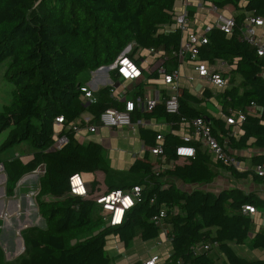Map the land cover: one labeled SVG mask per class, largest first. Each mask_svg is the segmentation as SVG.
<instances>
[{
  "label": "trees",
  "instance_id": "obj_1",
  "mask_svg": "<svg viewBox=\"0 0 264 264\" xmlns=\"http://www.w3.org/2000/svg\"><path fill=\"white\" fill-rule=\"evenodd\" d=\"M194 1L236 10L230 33L213 27L208 42L198 47V61L212 65L221 60L229 65L230 72L240 75L239 82L233 80L224 93L223 115L212 116L198 107L213 96L210 88L198 96L184 86L178 113H170L160 104L150 112H136L134 119L183 123L202 116L210 122L217 139L226 144L227 152L242 164L249 158L251 168L216 160L200 142H185L179 126H175L164 134L162 170L155 168L146 152L123 173L108 167L101 143L80 142L71 127L85 112L95 123L107 108L124 109V101L110 96L112 87L99 90L96 102L86 104L80 86L85 81L84 72L112 64L127 46L134 44L132 57L139 50H161L162 57L155 58H164L167 72L180 66L177 51L183 32L176 25L180 0H0V63L10 58L6 77L14 84L11 102L0 109V135L8 130L0 143L7 196L15 195L24 176L46 165L35 196L46 227L23 230L26 255L15 264H113L106 253L109 237H117L126 248L135 238L155 240L160 228L153 217L163 207L167 209L165 220L171 238V252L164 264L179 260L184 264H264V258L245 256L236 249L250 242L254 249L264 250V226L256 230V212L243 211L246 205L257 211L264 209V175L254 170L264 164V57L243 34L250 17H264V0ZM141 60L137 58L138 63ZM143 72L146 84L161 79L158 68L144 67ZM113 77L118 79V73ZM144 85L141 83V88ZM161 93L166 94L165 90ZM251 103L256 104L257 112L248 110ZM238 111H245V120L236 126L228 123L226 117ZM61 116L62 132L69 136V143L54 149L55 121ZM139 132L146 146L157 143L159 130L141 126ZM25 141L34 149L30 159H2L6 150ZM181 146L195 147V156L179 157L177 148ZM246 150L249 155L243 152ZM221 171L241 180L252 177L262 190L247 191L240 186L214 190L210 185L222 176ZM97 172L104 173L106 191L141 185L142 192L123 224H107L81 238L104 220L92 199L71 193L69 180L76 173L87 179ZM198 184L206 187L192 191L184 188ZM91 187L94 193L102 191L97 179ZM2 227L0 218V237ZM214 243L217 245L209 249L194 250L198 244ZM0 264H13L7 260L1 242Z\"/></svg>",
  "mask_w": 264,
  "mask_h": 264
},
{
  "label": "built area",
  "instance_id": "obj_2",
  "mask_svg": "<svg viewBox=\"0 0 264 264\" xmlns=\"http://www.w3.org/2000/svg\"><path fill=\"white\" fill-rule=\"evenodd\" d=\"M178 8V13L176 16V25L183 32V41L177 55L181 62L180 66L171 72H167L164 66V58L156 60L155 57H162V51L155 48H151L148 51L149 55L153 56V61L149 63L155 65L156 67L152 69H157L161 75V80L163 85H165V95H162L160 91L156 96H147L145 93L138 92L136 88H130L124 86V89L116 94V89L120 87L123 83L127 81H133L141 79L144 77L143 68L144 63L147 60V55L139 54L132 57L130 53L133 50L134 44L127 46L116 58V60L109 65H103L99 68L91 71L89 77L80 86V90L83 92V100L86 104L94 103L97 100L96 93L105 88L112 87L110 96L119 101H124V109L118 108H107L101 112L98 122H90V117L81 118L73 123L71 127L74 131L79 132L83 127H85L89 132H96L99 127L108 128H136V127H149L154 128L156 122L151 119H145L144 117H139L134 119V114L136 112H150L155 109L158 105L164 104L166 110L170 113H178L180 110V90L184 87L182 84V77L186 76L182 73V66L185 63H191L193 69L197 72L194 76H186L187 81L190 85L195 82L196 76L206 79L212 86L218 88H226L232 84L230 75L228 73H219L211 68V65L198 61V47L202 43L208 42V34L213 27L219 28L226 33H230L235 26V19L233 16H228L220 11V9L213 5L207 4L202 1L194 0H180ZM210 10L215 14L214 25L205 24L201 31L196 28V24H193L196 14L199 11ZM193 11V12H192ZM193 13V15L191 14ZM257 26H264V17H250L248 19V24L243 30L244 37L251 43L257 46V52L260 56L264 57V42L257 38L258 34L256 32ZM141 57L140 63L137 62V58ZM146 59V60H145ZM118 73V79L113 77V73ZM190 87V86H188ZM134 92L132 98H127L128 94ZM202 94V93H201ZM248 110L257 112L258 107L255 103H251ZM245 111H238L237 113H231L226 119L228 123L233 125H239L240 122L245 120ZM64 122V118L58 117L55 121V143L53 145L54 149H61L69 143V136L62 132L61 124ZM170 126V131L173 130L175 126H179L181 131V137L185 142L191 143L192 141H198L202 146L213 155L217 160L223 161L227 164L234 165L235 167L246 168L239 160L230 155L226 148V144H222L213 133L212 126L210 122L202 117L198 116L192 119L190 122L183 123H168ZM184 125V128L181 127ZM182 128V130H181ZM164 134L160 132L157 135V143L148 146L146 152L150 157H154L155 168L157 170H162L164 166L160 161L165 160L163 139ZM236 134V132H234ZM145 152V153H146ZM196 153V148L193 146H181L177 148V155L179 157H194ZM0 168L4 169L2 163H0ZM256 173L264 175V164L258 165L254 169ZM46 171V165L41 164L33 171V174L39 176L43 175ZM70 191L73 195L81 196L86 199H92L97 207L98 214L108 225H121L124 223L127 211L136 205L139 201L142 186L135 185L128 189H115L112 191H98L93 192L91 187V182H89L81 173H76L70 177ZM196 186V185H193ZM211 186V185H210ZM206 187L202 186L201 188ZM154 202V199L152 200ZM244 213H255L256 208L246 205L244 207ZM167 215V209L163 207L159 214L153 217L154 223L160 228V235L158 238L153 240L155 246L162 247L165 245L171 246V238L169 237L170 226L165 220ZM214 244H198L194 247L195 251H200L203 248L209 249ZM171 251V250H170ZM166 260L163 259L161 255H151L148 259L142 260V264H164ZM174 264H184L181 260Z\"/></svg>",
  "mask_w": 264,
  "mask_h": 264
},
{
  "label": "crops",
  "instance_id": "obj_3",
  "mask_svg": "<svg viewBox=\"0 0 264 264\" xmlns=\"http://www.w3.org/2000/svg\"><path fill=\"white\" fill-rule=\"evenodd\" d=\"M226 11V10H225ZM213 12L208 10L207 11H199L196 14L195 20L193 21V24H196V28L201 31L202 28L204 27V25L206 24V22L208 21L210 14H212ZM224 14L228 15V16H234L236 12L234 11H229V12H223ZM214 14V13H213ZM200 17H202V19H200ZM213 19H215V14L213 15ZM257 38L261 41L264 42V26H257ZM221 65L219 66H215V64L211 65V68L219 73H228V70L230 69L229 65L224 62L221 61ZM228 66V68H227ZM182 73H184L183 75L186 76H194L197 73L191 63H185L182 66ZM186 76L182 77L181 81L182 84L184 86H190V88L192 87L190 82L187 81ZM148 81L146 74L144 75L143 78L141 79H137V80H133V81H127L123 84H125L124 86L130 87V88H136L138 92L141 93H145L147 96H151L154 97L156 96V94H158L160 91H162L163 89H165V85H163V81L162 83H158V82H151V84H146ZM145 85L143 86V88H141L140 84L144 83ZM140 86V87H139ZM140 88V89H139ZM222 89V88H221ZM202 92H200L199 96H201ZM132 94H135L134 92H132ZM127 98H129V96H127ZM212 98V97H211ZM4 105V104H3ZM217 108L215 110L221 109L222 108V104L220 105L218 102L216 103ZM202 103L198 104L199 108H202ZM205 111V110H204ZM206 114L212 115V116H216V117H221L220 114L214 115V112L209 113L208 111H206ZM84 117H90L89 116V112H85L83 114ZM161 119H159L154 127V129L159 130L162 133H166L170 131V126L167 123V121L165 119H163L162 121H160ZM155 121V120H154ZM182 128H184V125H181ZM181 128V130H182ZM167 129V130H166ZM180 129V128H179ZM131 132L134 134V136H131ZM139 137L140 138V132H139V127L136 128H129V127H124V128H108V127H99L98 130L96 132H89L85 127H83L79 132H77V138L79 139L80 142L83 143H87L89 141H96L99 142L103 145L104 147V154L107 153V157L108 160L105 158V160H107V165L108 167H110L111 169H114L116 171H120L123 173H126L129 171L133 161L135 160V158L137 157H144L145 156V152L148 146H146L144 143L143 144H133L131 145V148H126V149H122L119 144L123 143H131L132 142V137ZM141 139V138H140ZM142 141V140H141ZM143 142V141H142ZM25 149H27V147H25ZM20 151H22L20 149ZM34 152L33 151L29 152V155H22V152H17L16 157L21 158L23 161L28 160L31 158L32 154ZM244 153H246L247 155H249V151H243ZM105 156V155H104ZM15 156L12 158H3V160L6 159H13L16 158ZM152 161L154 162L155 158L151 157ZM243 165H245L248 168H251L252 166H250L248 164V161L246 160ZM225 171H221L222 176H220L214 183H212V185L210 187H212L214 190L215 189H219L221 186L223 187H231V186H239L238 182L234 181L233 178H231V176L227 173V175H224ZM97 174H100L103 177L104 180V173L103 172H97L95 175L92 176H88L87 180L89 182H92L95 177L97 176ZM30 176H38L37 174H28L26 176H24L18 183L17 188H16V192L14 196H7L6 194V189H5V183L7 180V175L4 171V169L0 168V183L2 181V186L0 187V216L4 215L3 217V226L5 225V227L12 229L13 225H11L10 221H7L8 218H11L12 220H14V223L16 222L17 225V231L18 234L20 235V233L25 229L31 226V224L29 225H25V223H28V219H29V209L31 207V203L33 204V198H31L30 195H25V178H28ZM224 176V180H221ZM221 178V179H220ZM231 183V184H230ZM246 183H248L246 181ZM249 184V183H248ZM216 187V188H215ZM241 188L249 191V190H262V185H260L259 183H256L255 181H252L249 185L246 186H240ZM39 189V188H38ZM106 189V186H105ZM38 192V191H37ZM25 202H27L26 206H25ZM29 203H30V207H29ZM263 210V209H260ZM260 210H258L255 214L256 216V221L257 224L260 221L261 223L264 222V213L260 214ZM37 211H38V207H37ZM24 212V213H23ZM28 212V213H27ZM264 224L260 225H256V230L259 229L260 227H263ZM4 233H2L3 236ZM254 233L251 234V236H253ZM112 239V240H111ZM111 240V241H110ZM111 246L110 248L116 249V252L114 250L113 255L115 259L121 257L120 259H124L122 262H120V264H133L135 261H142L145 259H148L151 255H161L163 257L164 260H166L169 255H170V250H171V246L165 245L162 247H158L155 246V244L152 241L153 246L150 247H145L143 253H138V252H134L132 251V249L129 247V251L126 252V247L124 246V244L115 236H111L109 238ZM120 242V243H119ZM14 243V241L12 242V244ZM121 247H119L120 244ZM107 248V246H106ZM119 248V250H117ZM125 249V250H124ZM236 249L243 255L245 256H249L252 258H256V257H262L264 258V250L263 249H254L253 246L251 245L250 242H247V244L245 245H240V246H236ZM124 251V252H123ZM128 252H130V254H128ZM125 254H127V256H124ZM138 256V257H136Z\"/></svg>",
  "mask_w": 264,
  "mask_h": 264
},
{
  "label": "rangeland",
  "instance_id": "obj_4",
  "mask_svg": "<svg viewBox=\"0 0 264 264\" xmlns=\"http://www.w3.org/2000/svg\"><path fill=\"white\" fill-rule=\"evenodd\" d=\"M220 11L221 12H226V13L229 12V11L230 12L231 11L236 12V10L234 8H232V7H226L225 9H220ZM213 15H214L213 13L210 14V17H209L208 21L206 22V24L211 25V26L214 25V19H213L214 17H213ZM200 19H202V17H200ZM255 29H256V32H257L258 31L257 27ZM139 54L147 55V60L145 59L146 61H145L144 65L147 68V70H149V68H150L149 67V63L153 61V56L149 55L148 51H146V50H140ZM136 55H138V53ZM9 63H10V58H8L7 60H5V61L0 63V109L3 107V104H8V103L11 102V99H12L11 93H12V90L14 89V84H12L6 77V71H7ZM219 65H221V62H220V60H217L216 63H215V66H219ZM151 67L152 68L156 67V64L155 65H151ZM227 68H228V66H227ZM194 74H196V73H194ZM228 74L230 75L231 81L234 80L235 82H239L240 75L238 73H232V72H230V69H229L228 70ZM88 77H89V74L87 72H84L82 74V80H87ZM155 82H158V83L161 84L162 80L160 78L159 79H155ZM124 85L125 84H122L120 87H118V89L115 90L116 94L119 95V92L124 89ZM191 86H192L191 90L198 96H199L200 92H202L206 87L210 88V84L208 83V81L206 79L200 78L198 76H196L195 82ZM229 87L230 86H227L226 88H222L221 89V88H218L216 86H212L210 89L212 90L213 96H212V98H209L206 101L202 102L203 110L208 111L209 113L214 112V115H217V114L223 115V112L221 111V109L215 110L217 108L216 103L218 102L220 105L222 104L224 93H226L229 90ZM128 96H129V98H132L133 94L130 93V94H128ZM162 120L163 119H161L160 121H162ZM157 121L158 120L155 119L156 123H157ZM7 134H8V130H6L3 133H1V135H0V143L7 137ZM130 135L134 136V134L132 132H131ZM131 139H132L131 143H123V145L119 144V147L122 146L121 147L122 149H126V148L128 149V148H131L132 147L131 145H133L135 143L143 144L141 139L139 137H137V136L136 137H132ZM25 147H27V149H25ZM20 149L22 151H20ZM31 151H33L32 145L30 144V142L25 141V142H22L20 144H16L13 147H11L8 150H6L2 154V157L3 158H12L14 156L16 157L17 152H22L23 156L24 155H29V152H31ZM104 155H105V158L108 160L107 153H105ZM247 161H248V164L250 166H252L251 160L249 158L247 159ZM246 168H248V167H246ZM223 174L227 175L226 171ZM221 178H220L221 180L225 179L224 176L221 177ZM231 178H233L234 181L238 182L239 186H246V185H249L252 181H254L252 179V177H249L248 179H245V180L237 179L235 177H231ZM39 179H40V177H38V176H30L28 178H25V195H30L31 198H33V200H32L33 204L31 203V208L32 207L33 208L37 207V202H36L35 196H36L38 188H39ZM95 179H97L99 181V186L101 187L102 190H104L105 189V180H103V177L100 174H97ZM246 181L249 184L246 183ZM181 185H183V184H181ZM1 186H2V181L0 183V187ZM202 186H203L202 184H198L196 186H193V185L184 186V188H186L189 191H192V190H194L196 188H201ZM223 188H225V187L221 186L218 190H221ZM215 190H217V189H215ZM26 204H27V202H25V206H26ZM29 207H30V203H29ZM33 211L35 212V210H33ZM34 212L33 213L32 212L29 213V216H28L29 217V219H28L29 221H28V223H25V225L31 224V226H40L42 228L46 227L45 220L40 216L39 212L38 211L36 213H34ZM260 212H261L260 214H263L264 213V209L260 210ZM96 215L97 214L94 213V216H96ZM7 221H10L11 225H13V228L9 229V228L5 227V225L2 227V231H3L4 234H3V236L1 235L0 242H1L2 246L5 249L7 260H9L11 263L15 264L23 256L26 255V249H25L26 245H25V242H24L23 234H22L23 231L20 233V235L18 234L16 222L14 223V220H12L11 218H8ZM262 224H264V222L261 223L259 221L257 225L261 226ZM106 225H107L106 222L98 225L97 227H95L93 229V231L87 233L86 235L82 236L81 238H84L86 236H89V235L93 234L94 232H97L98 230H100L101 228H103ZM7 238H8V243H7ZM5 239H6V241H5ZM17 239H18V241H17ZM13 241H14V243L12 244ZM110 241L107 242L106 253L109 256L112 257V256H115V255H113L114 253H112V252H114V250L116 252V249L112 250V248H110V246H111ZM75 242L76 241H73V243H75ZM9 243H10V246H9ZM121 245H123V244L121 243L119 245V247H121ZM150 246H153L152 241H143L140 238H135L132 241V243L130 245V248L135 253L138 252V253L142 254L144 249H145V247H150ZM126 249H127L126 252L129 251L128 248H126ZM117 250H119V248ZM128 254H130V252H128ZM124 256H127V254H125ZM136 257H138V256H136ZM120 258L121 257L115 259L114 257H112V263L113 264H120V262H122L124 260V259H120Z\"/></svg>",
  "mask_w": 264,
  "mask_h": 264
},
{
  "label": "bare ground",
  "instance_id": "obj_5",
  "mask_svg": "<svg viewBox=\"0 0 264 264\" xmlns=\"http://www.w3.org/2000/svg\"><path fill=\"white\" fill-rule=\"evenodd\" d=\"M33 210H35V212H34ZM28 212H29V213H31V212H32V213H33V212L36 213V212H37V207H36V208H33V207L31 208V207H30V209H29ZM5 241H6V239H5ZM17 241H18V239H17ZM17 241H16V242H17ZM7 243H8V238H7ZM22 243H23V242H22ZM16 244H17V243H16ZM9 246H10V243H9ZM9 246H8V247H9Z\"/></svg>",
  "mask_w": 264,
  "mask_h": 264
},
{
  "label": "water",
  "instance_id": "obj_6",
  "mask_svg": "<svg viewBox=\"0 0 264 264\" xmlns=\"http://www.w3.org/2000/svg\"><path fill=\"white\" fill-rule=\"evenodd\" d=\"M3 217H4V215H1V216H0V218H2V219H3Z\"/></svg>",
  "mask_w": 264,
  "mask_h": 264
}]
</instances>
